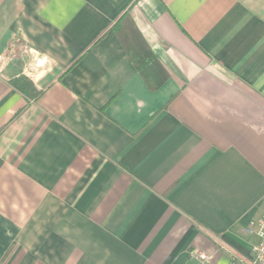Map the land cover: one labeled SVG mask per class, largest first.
Here are the masks:
<instances>
[{
    "label": "crops",
    "instance_id": "crops-1",
    "mask_svg": "<svg viewBox=\"0 0 264 264\" xmlns=\"http://www.w3.org/2000/svg\"><path fill=\"white\" fill-rule=\"evenodd\" d=\"M263 214L264 0H0V264H246Z\"/></svg>",
    "mask_w": 264,
    "mask_h": 264
},
{
    "label": "trees",
    "instance_id": "trees-1",
    "mask_svg": "<svg viewBox=\"0 0 264 264\" xmlns=\"http://www.w3.org/2000/svg\"><path fill=\"white\" fill-rule=\"evenodd\" d=\"M114 29L120 36L130 58L134 62L135 66L142 71V74L143 71L147 72V68L151 65H157V60L142 40L139 31L135 28L129 12H125L116 21ZM166 76L167 75L165 73L164 77ZM10 84L21 94L30 99H34L41 94V91L36 89L32 81L24 75L11 79Z\"/></svg>",
    "mask_w": 264,
    "mask_h": 264
},
{
    "label": "built area",
    "instance_id": "built-area-1",
    "mask_svg": "<svg viewBox=\"0 0 264 264\" xmlns=\"http://www.w3.org/2000/svg\"><path fill=\"white\" fill-rule=\"evenodd\" d=\"M245 231L256 237V243L252 248L253 259L246 264H264V214L256 223L247 226ZM194 256L197 264H210L209 257L205 252L196 250Z\"/></svg>",
    "mask_w": 264,
    "mask_h": 264
}]
</instances>
